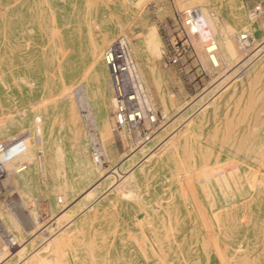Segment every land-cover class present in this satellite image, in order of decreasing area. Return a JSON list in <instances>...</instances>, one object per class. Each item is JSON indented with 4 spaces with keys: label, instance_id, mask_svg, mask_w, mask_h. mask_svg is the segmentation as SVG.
<instances>
[{
    "label": "rangeland",
    "instance_id": "obj_1",
    "mask_svg": "<svg viewBox=\"0 0 264 264\" xmlns=\"http://www.w3.org/2000/svg\"><path fill=\"white\" fill-rule=\"evenodd\" d=\"M136 1L0 0V142L18 135L35 155L8 161L0 182L16 240L0 264H264V0ZM196 8L214 18L217 49L191 34L171 63L162 51L181 42L178 15ZM117 39L151 110L133 95L141 120L123 129L104 61ZM206 174L222 182L217 198L234 191L232 222L203 214Z\"/></svg>",
    "mask_w": 264,
    "mask_h": 264
},
{
    "label": "built area",
    "instance_id": "obj_2",
    "mask_svg": "<svg viewBox=\"0 0 264 264\" xmlns=\"http://www.w3.org/2000/svg\"><path fill=\"white\" fill-rule=\"evenodd\" d=\"M186 14V16L178 15V20L181 25V42L170 43V48L162 51V55L166 56L167 60L171 63H177L179 57L190 48L189 36L194 34L190 27L193 21V15L196 13L195 10H192ZM236 38L241 45L246 44L249 39L246 33L238 34ZM104 61L110 73L113 96L116 101V104H114L115 128L123 129L128 124H135L141 120L139 110L136 108L129 110L126 107L128 101H131L134 96L140 98L144 105H147L146 110L148 112L151 110L148 107L146 95L139 82L136 66L128 43L124 39H117L112 42L104 51ZM23 141L24 139L17 138L10 142H0V182L7 175V162L24 148ZM15 244V236L6 228L0 219V245H2V248L9 249Z\"/></svg>",
    "mask_w": 264,
    "mask_h": 264
},
{
    "label": "bare ground",
    "instance_id": "obj_3",
    "mask_svg": "<svg viewBox=\"0 0 264 264\" xmlns=\"http://www.w3.org/2000/svg\"><path fill=\"white\" fill-rule=\"evenodd\" d=\"M142 1V0H141ZM141 1H139L138 0V2H137V5L139 4V2L141 3ZM187 1V0H186ZM200 1V0H199ZM136 2H135V4H136ZM146 2V1H145ZM144 3V2H143ZM142 3V4H143ZM202 3V2H201ZM201 3H199V5H201ZM141 4V5H142ZM120 5H122L121 3H120ZM140 5V6H141ZM196 5H198V4H196ZM203 5V4H202ZM134 7H136V6H134ZM191 8V7H190ZM194 8V7H193ZM197 9V8H196ZM188 11V10H187ZM190 11V10H189ZM195 15H193V21H192V23H191V31L192 32H194V34H196L195 35V37L197 38V42H199V45H202L201 43H203V42H205V41H210V40H212V42H211V45H209L208 47H207V51H214V53H215V50L217 49V45L216 44H214L215 42H214V40H213V36L215 35V33H216V24H215V20H214V18L211 16V15H209L208 14V12L205 10V9H197L196 11H195ZM219 17V16H218ZM221 23H222V21H221ZM229 27H227L226 29H228ZM123 30H124V28H123ZM220 30V29H219ZM230 29H228L227 31H229ZM227 31H225V32H227ZM122 32V31H121ZM221 32V31H220ZM225 34V33H224ZM230 34H231V31H230ZM226 35V34H225ZM228 35V34H227ZM226 35V36H227ZM230 37V36H229ZM226 39V38H225ZM230 39V38H229ZM227 40V39H226ZM228 41V40H227ZM223 41L224 42V45H223V53H224V55H225V57L229 60V59H231V58H233L234 57V55H235V48H233V46H235L234 45V43H232V45H231V43H230V41ZM102 44V43H101ZM204 44H207V42L206 43H204ZM103 45V44H102ZM206 50V49H205ZM97 50H95L94 52H96ZM98 51H99V49H98ZM100 53H102V52H100ZM211 54L210 55V59L212 60V62H213V64H215V65H219V62H218V58H219V54L218 55H215V54ZM237 53V52H236ZM99 54V53H98ZM100 55V54H99ZM237 55V54H236ZM96 58H98V56L96 57ZM220 59V58H219ZM231 60H233V59H231ZM235 60V59H234ZM232 62V61H231ZM230 63V62H229ZM94 64V63H93ZM231 64V63H230ZM227 65V64H226ZM229 65V64H228ZM152 68H153V66H152ZM228 68V67H227ZM248 76V75H247ZM255 76V75H254ZM240 82V81H239ZM158 85V84H157ZM70 87V86H69ZM71 88L72 87H70L69 88V90H71ZM62 89V88H61ZM73 89V88H72ZM68 90V91H69ZM234 90H235V88H234ZM233 90V91H234ZM66 92H67V89H66ZM68 94V93H67ZM70 94V93H69ZM219 96V95H218ZM219 98V97H218ZM113 99V98H112ZM101 102L103 103L104 101H103V99H101ZM113 103L114 104H116V101L113 99ZM39 106V105H38ZM36 107V106H35ZM34 109H37V107L36 108H34ZM33 109V110H34ZM31 110V109H30ZM72 115V114H71ZM12 116V115H11ZM70 116V115H69ZM68 116V117H69ZM77 116V115H76ZM1 117V116H0ZM6 117V116H5ZM7 117H8V115H7ZM10 117V116H9ZM77 118V117H76ZM75 118V119H76ZM4 119H6V118H4ZM3 119V120H4ZM71 119L72 120H74V116H71ZM6 121V120H5ZM4 121V122H5ZM36 123H40V121H41V119H40V117H39V115H36L35 116V120H34ZM36 123H35V125H36ZM2 124V123H1ZM73 124H75L74 122H73ZM109 125V124H108ZM34 129H36V131L37 132H39V134H40V131H41V128H40V125L38 124V125H36V127L34 128ZM75 129V128H74ZM99 129H101V128H99ZM99 131V130H98ZM28 132V131H27ZM100 132V131H99ZM106 132V131H105ZM185 132V131H184ZM100 134V133H99ZM186 134V133H185ZM21 135V134H20ZM19 135V136H20ZM183 135V134H182ZM38 136V135H37ZM38 137H40V136H38ZM107 137H109V136H107ZM17 138H18V135H17ZM14 138H12V140H13ZM15 140V139H14ZM28 141V140H27ZM37 142V141H36ZM29 143V142H28ZM28 143H25V139H24V141H23V144H24V148L19 152V153H17L16 155H14L10 160L12 161V163H15L16 164V161H20V159L19 160H17L19 157H22V159H23V156H25L26 158H27V160L26 161H28L29 163H33L34 161H35V158H34V156L31 154V152L32 151H30L31 150V147H30V145H29V147L27 146V144ZM30 144V143H29ZM27 146V147H26ZM176 147H174V149H175ZM173 149V148H172ZM260 149H261V147H260ZM58 150V149H57ZM264 150V149H263ZM262 153H264V152H262ZM23 155V156H22ZM57 160H58V158H56ZM9 160V161H10ZM21 161H23V160H21ZM25 161V160H24ZM20 163V162H19ZM9 164H10V162H9ZM8 165V163L6 164V166ZM11 166H12V164H11ZM17 166V165H16ZM9 167H10V165H9ZM8 167V168H9ZM13 167V166H12ZM11 167V168H12ZM97 167H98V165H97ZM8 168H7V170H8ZM10 168V169H11ZM17 169L19 168V167H16ZM16 168H14V169H16ZM24 168V167H23ZM16 169V170H17ZM12 170V169H11ZM18 171V170H17ZM255 173V172H254ZM26 175H27V172H23L22 173V170L20 171V169H19V172H17L16 174H14V176H16L17 178L18 177H20V179H21V181H23V184L25 185L26 184V182H27V180H26ZM205 177H204V181L201 183V187H202V189L205 191V192H208V193H210L209 194V197H212V196H214V198H213V200H212V202L211 203H209V199H208V204H210L209 206L210 207H203V210L204 211H202V212H204L203 214H206L205 216H208L209 218H208V220L210 219V212L212 213V218H214L215 219V222H217V224L218 225H220V222H221V217H222V214L223 213H225L231 220H229L230 222H232L233 220H234V213L232 212L233 210H234V207H232V206H229V207H227L229 204H230V202H231V197L233 196V190L231 191L232 192V194L230 193V195L228 194V196H225L224 195V192L222 191H220L221 193H222V197H219V198H217L216 196H218L217 194H214V193H216L215 192V190H219V187H220V184L222 183V182H220V180L218 179V178H214V177H212V176H210V175H208V174H206V175H204ZM222 176V175H221ZM251 176H252V174H251ZM263 176V175H262ZM249 177V176H248ZM221 179H227L226 178V175H223V177H220ZM261 179L263 178V177H260ZM7 179H8V177H7ZM231 180V179H230ZM236 179H232L231 181H229L228 179L226 180V182H227V186H229L230 187V189H233V187L236 189V190H238L239 191V187H238V185L236 184L237 182L235 181ZM5 181V180H4ZM14 181V180H13ZM223 181V180H222ZM259 181V180H258ZM257 181V182H258ZM14 183H15V181H14ZM16 184V183H15ZM257 184V183H256ZM226 185V184H225ZM243 185V184H242ZM254 185V184H253ZM260 185V184H259ZM258 185V186H259ZM262 185H263V182H262ZM241 186V185H240ZM241 188V187H240ZM235 190V191H236ZM226 191V193L228 192V190L226 189L225 190ZM212 195V196H211ZM86 196V195H85ZM99 198V197H98ZM96 200H98V199H96ZM95 200V201H96ZM94 203V202H93ZM225 205H227L226 206V209L224 210L223 208H224V206ZM223 209V210H222ZM222 210V211H221ZM201 214V213H200ZM7 217H9V216H7ZM93 219V218H92ZM205 219V218H204ZM12 221V222H14L13 220H12V218L10 217V219H9V221ZM16 220V219H15ZM206 220V219H205ZM241 221V220H240ZM20 222V221H19ZM12 225H15V222L12 224ZM217 225V226H218ZM213 226V225H212ZM169 231H171L170 229H169ZM173 231V230H172ZM31 233V232H30ZM81 233V232H80ZM170 233V232H169ZM171 234H172V232H171ZM166 235V234H165ZM164 235V236H165ZM75 236V235H74ZM67 237V236H66ZM171 237V236H170ZM73 238V237H72ZM172 238V237H171ZM75 240V239H74ZM172 242H174V241H172ZM62 242H60L59 244H61ZM102 243V242H101ZM53 244V243H52ZM62 245H63V243H62ZM62 245H60V246H62ZM176 245V244H175ZM46 248V247H45ZM177 248V247H176ZM59 249V248H58ZM178 249V248H177ZM19 250H21V249H19ZM46 250H47V248H46ZM52 250V249H51ZM237 250V249H236ZM236 250H235V252H236ZM43 251H45V249H43ZM53 251V250H52ZM90 251L91 250H89V258L90 257H92V256H90ZM179 251V250H178ZM16 252V251H15ZM54 252V251H53ZM21 253V252H20ZM51 253V252H50ZM54 254V253H53ZM180 254V253H179ZM55 255V254H54ZM162 256H163V254H162ZM181 256V255H180ZM234 256V255H233ZM158 257V256H157ZM232 257V256H231ZM0 259H1V257H0ZM45 259V258H44ZM93 259V258H92ZM92 259H90V260H92ZM252 259V258H251ZM247 260V259H246ZM40 261V260H39ZM38 261V262H39ZM48 261V260H47ZM54 261V260H53ZM160 261V260H159ZM162 261V260H161ZM183 261V260H182ZM4 262V261H3ZM37 262V261H36ZM42 262H43V260H42ZM44 262L45 263H43V264H49V262L48 263H46V261L44 260ZM246 262V261H245ZM252 262V261H251ZM40 264H41V261L39 262ZM153 263V262H152ZM34 264H36V263H34ZM38 264V263H37ZM57 264H58V262H57ZM161 264H163V262L161 263ZM185 264V263H184ZM253 264V263H252Z\"/></svg>",
    "mask_w": 264,
    "mask_h": 264
},
{
    "label": "crops",
    "instance_id": "obj_4",
    "mask_svg": "<svg viewBox=\"0 0 264 264\" xmlns=\"http://www.w3.org/2000/svg\"><path fill=\"white\" fill-rule=\"evenodd\" d=\"M118 153L117 154H115V155H111L113 158L115 157V159L118 157Z\"/></svg>",
    "mask_w": 264,
    "mask_h": 264
}]
</instances>
